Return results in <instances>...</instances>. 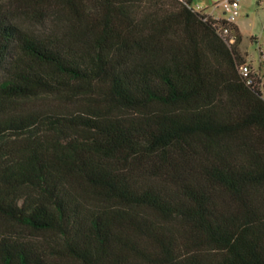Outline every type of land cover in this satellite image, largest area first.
Instances as JSON below:
<instances>
[{
    "label": "trees",
    "instance_id": "trees-1",
    "mask_svg": "<svg viewBox=\"0 0 264 264\" xmlns=\"http://www.w3.org/2000/svg\"><path fill=\"white\" fill-rule=\"evenodd\" d=\"M191 0H0V264H264V95Z\"/></svg>",
    "mask_w": 264,
    "mask_h": 264
},
{
    "label": "rangeland",
    "instance_id": "rangeland-1",
    "mask_svg": "<svg viewBox=\"0 0 264 264\" xmlns=\"http://www.w3.org/2000/svg\"><path fill=\"white\" fill-rule=\"evenodd\" d=\"M215 0H191L192 6H201L209 13ZM214 14L225 16L218 8ZM239 29V51L252 69L260 68V89L264 95V67L259 63L260 51L264 50V0H241L238 17L234 21Z\"/></svg>",
    "mask_w": 264,
    "mask_h": 264
},
{
    "label": "built area",
    "instance_id": "built-area-1",
    "mask_svg": "<svg viewBox=\"0 0 264 264\" xmlns=\"http://www.w3.org/2000/svg\"><path fill=\"white\" fill-rule=\"evenodd\" d=\"M218 8L223 10L225 16L214 14V11ZM241 8V0H215L212 10L208 13L205 8L196 5L195 9L205 10V12L215 21H224V25L220 27V31L223 35H227L230 32V24H235V19L238 17ZM259 63L264 67V50L260 51ZM240 73L242 76L246 77L248 82L251 81L250 74L260 77V68L258 71L252 69V67L245 63L240 66Z\"/></svg>",
    "mask_w": 264,
    "mask_h": 264
},
{
    "label": "crops",
    "instance_id": "crops-1",
    "mask_svg": "<svg viewBox=\"0 0 264 264\" xmlns=\"http://www.w3.org/2000/svg\"><path fill=\"white\" fill-rule=\"evenodd\" d=\"M236 24V23H235Z\"/></svg>",
    "mask_w": 264,
    "mask_h": 264
}]
</instances>
